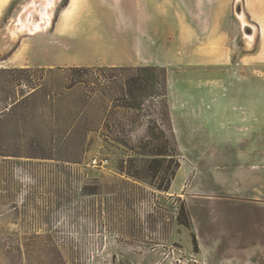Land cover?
<instances>
[{
	"label": "rangeland",
	"instance_id": "1",
	"mask_svg": "<svg viewBox=\"0 0 264 264\" xmlns=\"http://www.w3.org/2000/svg\"><path fill=\"white\" fill-rule=\"evenodd\" d=\"M46 3L0 0V264H264L257 35L181 44V0H55L35 30Z\"/></svg>",
	"mask_w": 264,
	"mask_h": 264
},
{
	"label": "crops",
	"instance_id": "2",
	"mask_svg": "<svg viewBox=\"0 0 264 264\" xmlns=\"http://www.w3.org/2000/svg\"><path fill=\"white\" fill-rule=\"evenodd\" d=\"M232 1L234 0H181L182 8L170 11L174 20L179 18L175 22L180 23L177 24V32L183 34L178 38L181 44L185 45L184 42L187 41L186 33H197L198 36V32H207L209 35L205 43H218L216 46L221 48L223 46L220 43L224 39L229 42L231 30L240 25L243 30L246 29L244 37L247 42L252 43L257 35L264 53V0H240L241 18L238 13L235 15L230 10ZM196 39L199 41L198 37H193L191 41L196 42ZM193 46L201 47L196 43Z\"/></svg>",
	"mask_w": 264,
	"mask_h": 264
},
{
	"label": "trees",
	"instance_id": "3",
	"mask_svg": "<svg viewBox=\"0 0 264 264\" xmlns=\"http://www.w3.org/2000/svg\"><path fill=\"white\" fill-rule=\"evenodd\" d=\"M160 156H164V154L161 153V154H155L154 155L153 159H151L149 161L147 170L152 169V166L158 162V158L157 157H160ZM134 178L138 179L136 176ZM161 183H163V182H161ZM64 187H65L64 185H60V188L64 189ZM169 188H170V178H167L166 182L164 184H159L156 187V190H158L160 192L167 193L169 191ZM81 191H83V193L85 195H91V194H94V192L96 191V188L95 187L92 188V186L84 185L81 188ZM177 221H178L179 224L184 225L185 227H189V225H190L189 218L187 216V213L185 211L184 206H181L180 209H179L178 216H177Z\"/></svg>",
	"mask_w": 264,
	"mask_h": 264
},
{
	"label": "bare ground",
	"instance_id": "4",
	"mask_svg": "<svg viewBox=\"0 0 264 264\" xmlns=\"http://www.w3.org/2000/svg\"><path fill=\"white\" fill-rule=\"evenodd\" d=\"M55 0H47V3L44 5V7L40 8L39 15H40V22L34 23L31 20V17L28 19V23L32 24V27H34L35 30L40 28V25H44V27H48L50 25V18H49V10L54 6ZM238 16L241 18L240 12H237Z\"/></svg>",
	"mask_w": 264,
	"mask_h": 264
},
{
	"label": "built area",
	"instance_id": "5",
	"mask_svg": "<svg viewBox=\"0 0 264 264\" xmlns=\"http://www.w3.org/2000/svg\"><path fill=\"white\" fill-rule=\"evenodd\" d=\"M108 164V160L106 158H94L90 161V167L94 169H104Z\"/></svg>",
	"mask_w": 264,
	"mask_h": 264
},
{
	"label": "water",
	"instance_id": "6",
	"mask_svg": "<svg viewBox=\"0 0 264 264\" xmlns=\"http://www.w3.org/2000/svg\"><path fill=\"white\" fill-rule=\"evenodd\" d=\"M239 10H240V8L238 7V8H236V11H238L239 12Z\"/></svg>",
	"mask_w": 264,
	"mask_h": 264
}]
</instances>
